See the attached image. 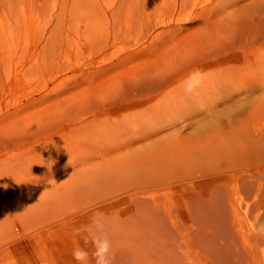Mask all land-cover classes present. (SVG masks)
Masks as SVG:
<instances>
[{"label":"rangeland","instance_id":"374dc122","mask_svg":"<svg viewBox=\"0 0 264 264\" xmlns=\"http://www.w3.org/2000/svg\"><path fill=\"white\" fill-rule=\"evenodd\" d=\"M142 143L196 165L76 198ZM0 200V264H264V0H0Z\"/></svg>","mask_w":264,"mask_h":264},{"label":"bare ground","instance_id":"6f19581e","mask_svg":"<svg viewBox=\"0 0 264 264\" xmlns=\"http://www.w3.org/2000/svg\"><path fill=\"white\" fill-rule=\"evenodd\" d=\"M142 136H141V138L136 139V140H130V141L126 140L122 144L114 143V144H116V145H114V150H116V152L114 151L113 153L112 152L111 153L112 154L115 153V155H119L120 152L122 153V151H127V150L131 149L132 145H134L135 143H138L140 140H142V138H145V137H142ZM146 139L148 140V136L147 135H146ZM148 143L149 142H147V144ZM120 147L122 148V150L120 149L119 151H117ZM146 147H151V146L150 145L149 146L148 145H144L142 143V145H140L136 149V151L132 155L129 156V159H127L126 161H124V163L121 164V165H119V166L118 165H115V168H113V169H109L110 167L107 168V166H103L102 165V167H103L102 171H100L99 173H97L95 176H93L91 174L90 176H87L84 179V176L85 175L84 176L83 175H78V176H81V178H82L81 180L82 181H80L79 184H77L78 189L75 192L76 198H81V199H83L85 197L86 198L87 197L88 198H90V197H92V198L93 197L98 198L99 195L101 196L103 194V193H101L102 190H107L109 192V195L110 196H107V197H118L124 191H128V190L134 189L133 186H135V185L137 186V188H139L138 186H141L142 184H145L146 182H148V184H155V183L157 184V183H160V182H166L167 181L166 180V177H174L175 178L176 175H178V173L180 172V170L182 172V169L183 168L184 169L187 168L188 170H190L191 168L194 167V164L196 165L195 162H192V160H191L192 157H188L186 154L183 155V154H180V153H179L180 155H177L176 152L173 151L172 148L166 149L168 151L165 150L166 152H169V153L171 151H173L172 153H170V155H167L166 153L165 154H161V155H157V156L156 155H148L147 157L140 155L141 153H145ZM137 150H139V151H137ZM127 154H129V153H127ZM107 155L109 156V154H107ZM104 156H106V155H104ZM108 156H106V157H108ZM117 160L118 159L116 158L115 161H117ZM111 162L113 163V161H111ZM149 164H153L154 165V167L153 166H150L149 167V170H154V169H156L157 171L159 170L158 173L161 174V176L163 178L162 180L155 179V178H154V180H151V179L149 180L148 176H146L147 171H148V165ZM151 168H154V169H151ZM145 169H147V170H145ZM134 170H138V172H135ZM85 174H87V173H85ZM221 179H224V184L225 185H226L227 182L229 183V180H230V178H228V177H223ZM168 180H169V178H168ZM228 183H227V185H228ZM189 184L191 186L199 185V184H197V182H190ZM226 187H228V186H226ZM12 191H11V193H12ZM14 192H15V189H14ZM17 192H18V190H17ZM17 192H15V193L18 194ZM31 195H32V193H31ZM144 195H146V193L144 191H139V192H134L131 195L126 196L124 198H119V203H122V204H124L126 206V208H123L124 210L121 208L122 209V212H125L126 213L127 211H132L131 210L132 208L130 207V204L133 203V201L135 202L136 199L146 198V197H147L146 204H148L149 206H151L152 209H156V203L154 201V195L153 194H150L148 196H144ZM101 197H102V199L106 198L104 196H101ZM12 198H14V197H12ZM1 199H3V198H1ZM0 202H1V200H0ZM59 202L61 203V201H59ZM113 202H118V201H113ZM3 204H5V203H3ZM53 204H55V203H53ZM51 205H52V202H51ZM108 206H107V209L106 210H110V209H108ZM16 207H18V206H16ZM16 207L14 209H16ZM57 207H59V206H57ZM3 209L4 208H2L1 210H3ZM118 209H119V207H118ZM1 210H0V212H1ZM112 210H115V209L112 208ZM115 211H111V213H113V212L114 213H113V216L110 219L112 221H115L116 223H118V221H119L118 218H120L121 216L120 217H119V215L118 216H115ZM11 213H13V211ZM121 213L119 212L118 214H121ZM106 214H109V213H106ZM109 216H111V215H109ZM98 219H101V220H98V221H103V219L104 220H107V219L102 218V217H98ZM125 223H126V221H125Z\"/></svg>","mask_w":264,"mask_h":264}]
</instances>
